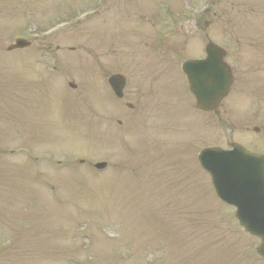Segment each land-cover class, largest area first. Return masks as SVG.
Returning <instances> with one entry per match:
<instances>
[{"label": "rangeland", "instance_id": "1", "mask_svg": "<svg viewBox=\"0 0 264 264\" xmlns=\"http://www.w3.org/2000/svg\"><path fill=\"white\" fill-rule=\"evenodd\" d=\"M165 1L105 0L114 14L72 20L33 42L96 0H0V264H264L255 251L260 242L238 226L196 159L204 147L226 148L230 137L264 152V102L255 103L254 116L253 102L245 101L244 118L236 119L240 110L226 113L232 126L217 122L213 132L204 115L171 107L176 101L192 109L184 78L161 57L174 46L181 58L203 48L195 20L223 46L225 28L238 22L250 29L251 46L264 51V0H217L214 8L213 0H169L176 15L187 6L198 15H183L189 31L163 26V46L150 22ZM18 37L32 46L7 52ZM115 73L128 81L122 102L107 83ZM46 74L55 78L45 81ZM149 127L158 128L149 134ZM180 144L192 150L169 151ZM97 162L108 168L95 171Z\"/></svg>", "mask_w": 264, "mask_h": 264}, {"label": "water", "instance_id": "2", "mask_svg": "<svg viewBox=\"0 0 264 264\" xmlns=\"http://www.w3.org/2000/svg\"><path fill=\"white\" fill-rule=\"evenodd\" d=\"M26 45L25 42L17 41L10 50ZM209 50H211L212 58L220 59L217 47L209 45L208 54ZM217 64L222 65L220 61ZM217 64L212 66L217 68L216 66H219ZM188 67L195 69L190 75L191 83L199 85L198 93H195L198 108L208 110L207 103L212 100L213 96L217 97V102L224 96L226 87L229 85L228 75L223 68L219 67L217 71L209 75L212 84L202 86L200 84H202L203 74L200 75L196 70L197 65L190 63ZM110 84L116 94L121 96L119 91L124 87L123 79L113 77L110 79ZM235 147L237 151L230 153L209 150L202 156V162L212 177L218 196L238 209L237 217L247 231L262 239L263 244L259 253L264 256V157L251 154L242 147Z\"/></svg>", "mask_w": 264, "mask_h": 264}]
</instances>
